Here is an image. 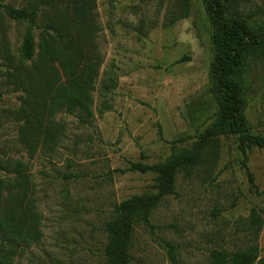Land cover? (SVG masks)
<instances>
[{
    "label": "rangeland",
    "instance_id": "374dc122",
    "mask_svg": "<svg viewBox=\"0 0 264 264\" xmlns=\"http://www.w3.org/2000/svg\"><path fill=\"white\" fill-rule=\"evenodd\" d=\"M29 1L0 5L22 8ZM182 7L181 0H94L89 35L76 41L98 62L91 112L47 117L43 107L39 112V79L63 80L61 68L41 54L37 28L35 54L22 62L27 23L0 6V179L10 183L7 204L21 193L35 205L40 231L10 264H104V228L114 205L156 191L155 174L129 170L130 163H159L191 149L214 120L211 24L202 0H188L185 15L172 21ZM257 9L255 23L262 24L264 0H251L243 11ZM243 81L250 132L264 136L261 56L249 61ZM263 192L264 147L250 144L244 155L237 135L220 136L217 150L189 176L176 174L174 191L151 212L150 226L136 225L131 264H209L213 250L252 244L253 264H264Z\"/></svg>",
    "mask_w": 264,
    "mask_h": 264
},
{
    "label": "trees",
    "instance_id": "16d2710c",
    "mask_svg": "<svg viewBox=\"0 0 264 264\" xmlns=\"http://www.w3.org/2000/svg\"><path fill=\"white\" fill-rule=\"evenodd\" d=\"M187 2L181 0L183 7L172 17V21L185 15ZM250 2L202 0L212 28L214 57L209 66L208 91L217 104L215 118L199 134L191 149L159 163H130L129 170L155 174L156 191L135 194L114 205L113 215L104 228V264H131L136 225L150 226L151 212L165 196L173 193L176 174L183 172L189 176L195 166L206 161L209 151L217 150L220 136L237 135L239 148L244 155L246 146L250 144L264 147V136L250 132V124L245 116L247 98L244 73L252 57L261 56L264 59V23H255V17L262 12L259 9L244 12V5ZM0 6L9 18L27 23L19 48L22 62L30 61L35 54L33 29L37 28L41 29V54L50 61H57L61 68L63 80L59 76L39 79L43 89L38 100L41 105L39 112L43 107L47 117L59 110L68 113L79 110L89 114L98 62L90 60L82 44L76 41L78 37L82 40L83 36L89 35L87 19L94 7V0H30L22 8L8 4ZM39 19L43 20V24L39 23ZM35 136L38 141L36 133ZM9 186L10 183L0 179V264H10L18 249L40 237L39 215L35 205L30 200L26 202V195L23 198L21 193L15 194L7 204L4 193ZM251 221L253 232L257 233L260 221L254 210ZM167 247L174 263L173 246L167 243ZM256 251L255 244L247 250H213L209 264H253Z\"/></svg>",
    "mask_w": 264,
    "mask_h": 264
}]
</instances>
